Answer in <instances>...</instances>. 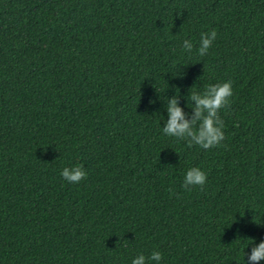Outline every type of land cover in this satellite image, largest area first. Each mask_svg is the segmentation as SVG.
<instances>
[{"label": "trees", "instance_id": "16d2710c", "mask_svg": "<svg viewBox=\"0 0 264 264\" xmlns=\"http://www.w3.org/2000/svg\"><path fill=\"white\" fill-rule=\"evenodd\" d=\"M229 80L220 145L164 134L176 91L190 114ZM261 241L264 0H0V264H250Z\"/></svg>", "mask_w": 264, "mask_h": 264}, {"label": "clouds", "instance_id": "9594fccd", "mask_svg": "<svg viewBox=\"0 0 264 264\" xmlns=\"http://www.w3.org/2000/svg\"><path fill=\"white\" fill-rule=\"evenodd\" d=\"M216 38V30L201 33L200 46L197 49L201 57L208 54ZM193 47L191 40L184 39L182 41L184 51L191 52ZM177 90L179 89L177 88ZM232 96L233 90L230 80L209 84L205 86L202 92L196 91L194 85L186 97L188 100L187 106L192 109L189 114L180 106L181 97L177 95L176 91V95L166 101L165 107L168 118L163 127L164 134L186 140L189 147L198 145L200 148L207 150L220 145L225 139L224 121L220 116V110L230 107ZM150 103H154V101H150ZM60 175L69 183H79L87 177L83 165L64 167ZM206 181L207 174L204 171L199 167H191L184 177L183 187L190 190L191 187L199 186L203 190ZM161 259L162 254L154 251L147 258L143 254L138 255L132 260V264H148V261H155L159 264ZM248 259L250 264H258L259 261L264 260V241L252 247Z\"/></svg>", "mask_w": 264, "mask_h": 264}]
</instances>
